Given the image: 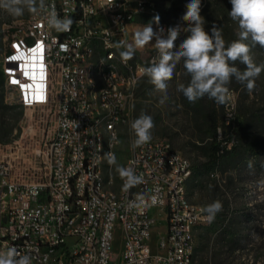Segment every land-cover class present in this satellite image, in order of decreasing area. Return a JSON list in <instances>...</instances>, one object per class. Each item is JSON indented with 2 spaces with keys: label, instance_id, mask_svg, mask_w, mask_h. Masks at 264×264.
Listing matches in <instances>:
<instances>
[{
  "label": "built area",
  "instance_id": "2783aa9c",
  "mask_svg": "<svg viewBox=\"0 0 264 264\" xmlns=\"http://www.w3.org/2000/svg\"><path fill=\"white\" fill-rule=\"evenodd\" d=\"M46 3L73 19L70 31L48 29L33 15L5 37L6 102L45 108L50 128L18 160L0 154V250L15 247L32 264H195L196 232L211 220L190 197L191 160L167 139L133 143L123 167L143 183L125 190L105 155L116 157L127 101L141 69L158 59L152 47L145 59L125 63L116 45L131 44L149 23L166 35L186 22L139 21L160 14L155 0ZM236 105L231 89L227 125Z\"/></svg>",
  "mask_w": 264,
  "mask_h": 264
},
{
  "label": "rangeland",
  "instance_id": "374dc122",
  "mask_svg": "<svg viewBox=\"0 0 264 264\" xmlns=\"http://www.w3.org/2000/svg\"><path fill=\"white\" fill-rule=\"evenodd\" d=\"M155 2L160 10V14H158L160 22L173 21L165 19L164 1L155 0ZM202 7H209V10L213 9L221 13V23L218 26L222 29L226 44L238 39L240 29L238 22L229 16L231 10L229 0H204ZM200 15L204 17L205 13H200ZM31 16L33 15L25 12L22 17L14 18L0 9V30L2 32L0 35V66L6 47L5 37L8 29ZM154 17L150 16L145 20L154 22ZM138 20L145 21L142 17H139ZM178 41L175 42V48H178ZM151 49V45L144 49H138L134 57L145 59ZM251 55L256 64L264 63V48L257 45L252 48ZM236 66L242 71L245 67L239 62H236ZM189 79L182 63L178 64L173 78L167 82V99L163 104L160 103V100L165 93L156 91L154 86L149 83L148 77L143 76L137 82L132 96L127 101L126 121L120 126L121 137L116 149V164L113 166L116 183L119 180L117 166H123L135 140L130 125L142 113L147 114L154 121V128L151 130L152 139H167L174 148L180 150L191 160L193 174L188 182V190L192 201L202 204L204 207L214 201L221 202L222 210L216 215L225 214L222 215L224 220H221L220 217L216 218L219 228L229 226L230 220L243 212H249L258 220L263 221L262 225L257 221L254 225L241 223L239 229L242 235L249 238L250 242L244 243V248L235 252L228 250L223 238L218 235V231L205 238L204 229L199 228L196 232L195 264H264V154L259 160L254 161V167L250 166L247 161L246 165L231 161L228 165L218 167L214 171L215 174L204 173V163L208 160V153L213 144L209 131L210 115L216 114L219 118V139L227 135H231L234 139L237 145L235 152L237 160L241 156L249 155L246 149L249 143L258 139L264 140V71L256 79L255 87L251 91L236 82L234 78L227 85L229 90L233 89L237 94L235 120L234 124L230 125H227L224 120L225 103H217L207 96L191 103L182 93L177 92V85L187 84ZM0 96H3L4 103L9 105L6 102L5 89L0 88ZM6 113L7 119L10 121L12 117L17 118L21 113L20 133L15 141L0 143V154L6 155V158L15 157L14 160H18L34 146L35 141L44 136L46 130L50 128V122L45 121L47 112L43 107L16 108L7 110ZM244 121L254 128L242 129L239 123H244ZM4 133L5 131H2L0 137H5ZM16 156L19 157L16 158ZM210 193H214L213 199L209 198ZM213 221L214 219L211 220V222ZM253 226L256 228H249ZM119 238H122L121 234H118ZM120 242L121 239L117 245L119 253L121 252Z\"/></svg>",
  "mask_w": 264,
  "mask_h": 264
},
{
  "label": "clouds",
  "instance_id": "9594fccd",
  "mask_svg": "<svg viewBox=\"0 0 264 264\" xmlns=\"http://www.w3.org/2000/svg\"><path fill=\"white\" fill-rule=\"evenodd\" d=\"M231 10L229 16L238 22V39L231 43L225 42L222 29L213 24L211 31L205 30V19L200 15L201 0H189L180 24L169 27L165 35L163 27L154 30L152 24L141 26L134 33L131 44H117L123 48L120 56L123 62L133 59L136 50L144 49L151 44L158 53V59L153 60L150 66L143 67L141 72L148 77L155 90L165 93L160 100L163 104L167 99V82L170 81L178 64L182 63L186 75L190 78L187 84L177 85V92L191 103L207 96L217 103L224 104L229 98V88L233 78L244 85L249 91L255 87V81L264 71V63L256 64L251 55L252 48L257 45L264 48V0H229ZM0 9L16 18L22 17L25 12L42 16L48 29L56 32L70 31L73 19L70 16L61 18L54 6H49L46 0H0ZM159 25L160 17L153 18ZM186 33L178 48L175 42L181 33ZM175 48V50H174ZM236 62L244 65L242 71ZM131 130L135 136L134 146H142L152 139L151 130L154 128L153 118L141 114L132 121ZM110 165L116 164L113 153H106ZM117 172L124 180V189L128 190L143 183V176L138 175L134 168L117 166ZM155 198H153L154 200ZM143 200L130 202L129 207H140ZM222 210L220 201L207 205L204 211L208 219H214ZM0 264H32L30 254H21L15 247L0 250Z\"/></svg>",
  "mask_w": 264,
  "mask_h": 264
},
{
  "label": "trees",
  "instance_id": "16d2710c",
  "mask_svg": "<svg viewBox=\"0 0 264 264\" xmlns=\"http://www.w3.org/2000/svg\"><path fill=\"white\" fill-rule=\"evenodd\" d=\"M165 3V19H171L176 22H184L182 21V16L186 12V4L189 2V0H163ZM204 4V0H201V5ZM200 13H205L204 19H205V30L211 31V27L213 24H216L217 26L219 23H221V13L217 10H209V7H202ZM147 18H144V20ZM14 26H11L9 30H13ZM2 34L0 30V35ZM187 35V34H186ZM186 35L182 37L178 41V46L180 42L186 38ZM176 41V42H177ZM135 58V57H133ZM0 88L2 90L5 89L4 87V76L3 71L0 66ZM22 109L23 107L19 104H6L4 103L3 96H0V134L2 131H5L4 136L0 137V143H9L13 142L17 139L20 133V115L17 118L12 117V120L10 121L7 119L6 112L7 110H13V109ZM11 119V118H10ZM240 127L244 130L253 129L254 127L251 126L247 121H244V123H239ZM209 126H210V136L212 137L213 144L211 147L210 152L208 153V160L204 163V173L205 174H215L214 171L220 167L221 165H228L231 161L239 162L242 164H245L246 161L249 162L250 166L254 167V161L259 160L264 154V140H254L247 146V152L248 156H241L236 159L237 155H235V152L237 151V145L234 142V139L231 135H227L226 137L219 139V118L216 116V114L210 115L209 118ZM253 137V136H252ZM231 143V144H230ZM230 144V145H229ZM246 165V164H245ZM209 198L214 197V193H210ZM225 213H219L218 215H215L214 221L210 222L207 225H202L199 228H203L205 233L204 237L208 238L211 234L218 231V235H220L226 247L229 251L235 252L243 247L244 243H249L250 240L247 236L242 235L241 230L239 229V226L241 223H247V224H256L259 223L260 225L263 224L262 220H258L255 218L251 213L249 212H243L239 216L237 215L236 218H233L230 220L229 226L219 228L218 222L216 221V218L220 217L222 219V215ZM220 221V220H219ZM198 228V229H199ZM250 229H254L256 227H249ZM264 230V229H263Z\"/></svg>",
  "mask_w": 264,
  "mask_h": 264
},
{
  "label": "crops",
  "instance_id": "0c3cea01",
  "mask_svg": "<svg viewBox=\"0 0 264 264\" xmlns=\"http://www.w3.org/2000/svg\"><path fill=\"white\" fill-rule=\"evenodd\" d=\"M154 43H155V41L153 40V41L151 42V44H154ZM151 44H150V45H151ZM151 47H153V46L151 45Z\"/></svg>",
  "mask_w": 264,
  "mask_h": 264
}]
</instances>
